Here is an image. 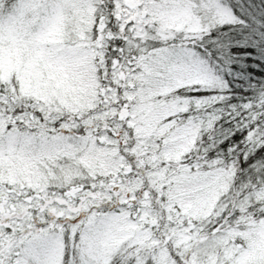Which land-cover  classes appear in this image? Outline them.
Returning a JSON list of instances; mask_svg holds the SVG:
<instances>
[{"label": "snow or ice", "instance_id": "1", "mask_svg": "<svg viewBox=\"0 0 264 264\" xmlns=\"http://www.w3.org/2000/svg\"><path fill=\"white\" fill-rule=\"evenodd\" d=\"M0 264H264V0H0Z\"/></svg>", "mask_w": 264, "mask_h": 264}]
</instances>
